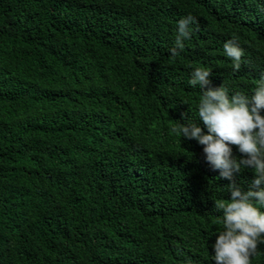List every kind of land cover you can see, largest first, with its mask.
Here are the masks:
<instances>
[{"label": "trees", "instance_id": "16d2710c", "mask_svg": "<svg viewBox=\"0 0 264 264\" xmlns=\"http://www.w3.org/2000/svg\"><path fill=\"white\" fill-rule=\"evenodd\" d=\"M188 14L198 27L173 58ZM196 68L250 97L264 0H0V264H216L232 181L172 131L184 114L208 131ZM254 178L233 177L245 191Z\"/></svg>", "mask_w": 264, "mask_h": 264}, {"label": "clouds", "instance_id": "9594fccd", "mask_svg": "<svg viewBox=\"0 0 264 264\" xmlns=\"http://www.w3.org/2000/svg\"><path fill=\"white\" fill-rule=\"evenodd\" d=\"M198 19L192 14L178 21L174 46L169 50L175 58L191 39L192 26ZM224 52L238 72L244 50L233 37L224 44ZM211 71L196 68L188 83L199 86L203 96L198 105V118L207 127V133L198 124L189 121L172 131L188 140L195 139L203 146L206 161L220 176L232 181L227 188L231 198L215 200V209L223 215V230L214 244L216 264H250L258 244L264 243V82L249 97L240 92L229 95L222 86L208 87ZM232 145L238 147L242 157L233 155ZM251 168L255 178L244 190L233 179L234 175ZM259 205V207H258Z\"/></svg>", "mask_w": 264, "mask_h": 264}]
</instances>
